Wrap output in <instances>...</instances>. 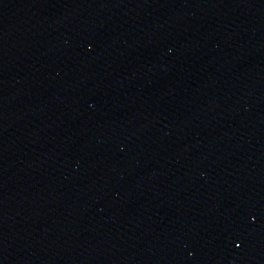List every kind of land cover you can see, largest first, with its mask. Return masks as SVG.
I'll list each match as a JSON object with an SVG mask.
<instances>
[{
    "label": "water",
    "instance_id": "1",
    "mask_svg": "<svg viewBox=\"0 0 264 264\" xmlns=\"http://www.w3.org/2000/svg\"><path fill=\"white\" fill-rule=\"evenodd\" d=\"M0 264H264V0H0Z\"/></svg>",
    "mask_w": 264,
    "mask_h": 264
}]
</instances>
